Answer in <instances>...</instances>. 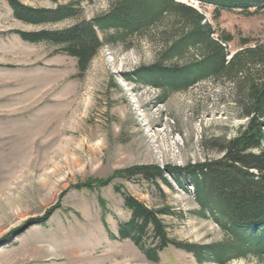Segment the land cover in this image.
<instances>
[{
    "label": "rangeland",
    "instance_id": "1",
    "mask_svg": "<svg viewBox=\"0 0 264 264\" xmlns=\"http://www.w3.org/2000/svg\"><path fill=\"white\" fill-rule=\"evenodd\" d=\"M19 1L34 8L73 3L79 12L33 25L0 0V264H214L173 246L152 260L119 237L131 213L117 185L150 208L171 207L174 214L163 216L169 239L198 245L222 239L213 222L193 213L192 193L169 175L172 188L161 184L162 190L138 178H116L98 190L76 187L134 165L182 167L219 157L221 142L245 124L234 113L229 86L205 81L162 100L160 89L134 80L136 69L158 59L174 30L171 17L131 38L128 48L104 45L82 72L63 46L27 42L17 31L63 30L105 13L116 0ZM179 1L200 12L216 37L231 33V54L245 37L264 42V11L223 10L216 17L212 4ZM49 209L44 223L34 222Z\"/></svg>",
    "mask_w": 264,
    "mask_h": 264
},
{
    "label": "trees",
    "instance_id": "2",
    "mask_svg": "<svg viewBox=\"0 0 264 264\" xmlns=\"http://www.w3.org/2000/svg\"><path fill=\"white\" fill-rule=\"evenodd\" d=\"M6 1L15 18L33 25L57 23L79 12L73 3L34 8L19 0ZM199 1L214 5L216 17L223 10L244 16L264 11V0ZM166 17L176 22L172 23L174 30L164 36L158 59L132 73L134 80L160 89L162 100L205 81L224 89L228 85L234 113L245 124L234 138L221 142L217 158L182 167L134 165L108 178L88 179L76 188L98 190L116 178H138L162 190L161 184L172 188L166 178L169 175L180 188L192 193L196 204L193 213L213 222L221 230L222 239L203 245L169 239L163 216L174 214L171 207L150 208L117 185L114 189L131 213L130 220L118 226L120 238L131 239L156 261L159 252L170 246L191 253L199 263L204 258L214 264L248 258L264 261V42L252 44L253 39L245 37L241 48L231 54V33L216 37L212 26L203 23L201 13L179 0H116L105 13L63 30L17 33L27 42L63 46L83 72L104 45L128 48L131 38L146 35ZM125 78L132 80L128 74ZM51 212L53 209L34 222L44 223Z\"/></svg>",
    "mask_w": 264,
    "mask_h": 264
}]
</instances>
